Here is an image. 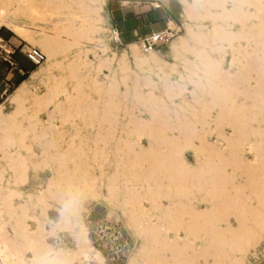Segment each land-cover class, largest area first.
<instances>
[{
	"label": "bare ground",
	"instance_id": "1",
	"mask_svg": "<svg viewBox=\"0 0 264 264\" xmlns=\"http://www.w3.org/2000/svg\"><path fill=\"white\" fill-rule=\"evenodd\" d=\"M32 1L40 3L39 0H0L1 26L20 38L27 28L18 22V18L21 12H34L30 6L26 9V4ZM106 3L107 0H57L60 9L69 8V13L73 15L54 21L53 30L63 36L67 32L66 37L71 40H58L55 38L58 34L38 28L29 42L25 41L27 45L39 46L48 59L32 71L29 81H23L12 95V100L19 103L17 112L24 110L27 103L34 106L30 115L32 122L27 129L20 130L18 125L12 123L4 112L3 104L0 105V178H11L4 174L6 163L18 174L16 178H22L21 172L26 163L20 149L27 145V140L40 139L45 146L50 139L62 134L60 126L52 122L53 113L48 112L47 119H44L39 116L38 108L52 103L56 109L62 102H73L76 113L69 111L63 116V124L70 122L72 117L82 119L88 127L95 126L97 117L101 119L100 125L111 124L121 108L129 107L126 104L122 106L123 102L115 96L117 69L131 74L135 72L134 68L139 71L149 67L155 73H162L160 80L164 92L156 94L153 88L149 95L142 94L144 92L139 88L137 78L134 84L137 90L133 99L134 111L138 109V112H148L149 117H139L132 109V119L128 122L138 136L142 133L149 137V145L125 141L126 151L116 158V162L122 166V174L128 182L131 179L142 181L143 178V181H147L146 195L153 204L156 205V199L161 197L168 198L170 202L161 205L160 223L147 220L146 224L141 223L140 233L146 242L140 249L141 256L132 257L127 264H162L161 254L170 244L164 230L169 229H183L187 241L200 238L206 241L202 247L193 249L191 260L182 259V264H246L249 249L259 243L261 233H264V56L257 55L261 44H264L260 35V32H264L262 1L235 0L229 8L227 0H184L185 15L188 18L185 31L170 42V53L184 62L185 68L189 67V54L198 60L205 59L209 75L207 78L205 76L206 82L193 83L191 89L187 88V76L176 67L170 68L155 48L145 53L142 44L134 42L130 47L133 61L130 60L129 51L124 50L120 57L112 51L109 29L100 26L104 21ZM250 5H254L256 10L245 9ZM202 9L209 10L208 16L212 20L210 28H204ZM253 18L258 23L249 25L248 22ZM230 19L241 23L238 31L230 30ZM252 26L255 28L253 56H244L245 63H241L239 72L233 74L224 66L223 45L216 42L222 39L232 42L243 37L247 28L250 34ZM196 42L208 44L211 51L198 50ZM5 45L6 41L0 37V47L4 48ZM74 45L76 49H72ZM231 47L234 48L233 45ZM89 54H93V58ZM250 58L255 61H250ZM105 68H108V74L104 73ZM174 72H178L179 77L172 79ZM39 76L47 86L44 93L32 89ZM213 77L220 78L219 81L224 82V85L215 82ZM52 80L55 85H52ZM87 91L98 93L100 100L95 102L93 99L90 102L91 99L85 101L76 96ZM58 96H62L59 102L56 101ZM226 127H230L232 132L227 133ZM30 134L35 136L30 137ZM72 140L75 141L74 138ZM105 141L106 138L100 136L95 142L105 144ZM61 142L65 143V140L61 139ZM95 148L93 161L106 157L102 146ZM187 149L194 153L195 163L186 159ZM246 152H253V159H247ZM65 157L74 160L78 167L65 178H48L44 186L42 184L45 181L37 183L39 188L28 193L29 207L45 211L50 204V196L57 202L64 192L62 189L54 192L52 185L58 188L69 179L90 178L89 172L94 167L83 150L62 152L61 166L66 161ZM32 158L33 161L37 160L36 156ZM110 178V195H116L119 193L114 183L117 176L112 175ZM239 178L246 180L243 183ZM151 180L155 184L149 183ZM12 184L8 181L3 186L6 189L4 203L9 207L12 206L11 195L20 193L11 187ZM143 186L141 184L140 187ZM130 190L132 196L127 193L122 196L125 203L131 206L126 212L131 219L140 218L145 214L140 204L147 197L138 191L136 185ZM230 217L238 222L237 228ZM2 218L0 212V264H30L31 260H28L30 258L26 256L18 239L30 238L32 248L36 237H29V227L21 228L14 221L9 222L13 229V234H10L8 224ZM50 221L47 216L40 220L39 243L45 239L48 232L45 225H50ZM82 224L87 247L95 253V258L101 264H106L92 243L88 229ZM185 250V247L179 248L176 253L181 255L186 253ZM210 256L213 261H210Z\"/></svg>",
	"mask_w": 264,
	"mask_h": 264
},
{
	"label": "rangeland",
	"instance_id": "2",
	"mask_svg": "<svg viewBox=\"0 0 264 264\" xmlns=\"http://www.w3.org/2000/svg\"><path fill=\"white\" fill-rule=\"evenodd\" d=\"M39 1L40 3L32 1L31 3L26 4V9H28L30 6V8H33L34 12H21V17L18 18V22L20 24H24L27 30L22 32V36L20 38L15 36V34H13L7 28L1 26L0 21V37L6 41L5 47H0V105L3 104L5 114L9 116L12 123H15V125L19 126L20 130L25 128L27 129L30 123L32 122L30 115L34 110V106L27 103L25 105L26 108H24V110L17 112L19 109V103L12 100V95L15 93V91L23 81H29L32 71L43 65L48 59L47 55L42 51L39 46L33 44L27 45L25 41L29 42L35 32L38 31V28H45L51 32H54L55 34H58V36H55V38L58 40H71L70 38L66 37L67 32H65V36H63L60 35V33H57V31L53 30L54 21L63 19L65 16L67 17L73 15V13H69L71 9H60L59 5L56 4L57 0ZM261 1L263 3L264 10V0ZM234 2L235 0H227V7L231 8ZM137 4L145 5L146 9L150 7L160 8L159 10L165 12L166 14L168 27L178 32L176 36L184 33L185 23L188 19L185 15L184 0H107V3L105 5L104 21L100 24V26L109 29L111 21L112 19H114L113 15L115 14L117 9L126 7L128 8L132 5L137 6ZM245 9L251 11L256 10L254 5L246 6ZM217 10H220V8H217ZM200 11L204 14V18L202 20L204 28H210V23L212 20L208 16L209 10L202 9ZM262 13L264 14V11H262ZM228 23H231L230 30L233 32L238 31V28H240L241 26V23L235 22L234 19H230ZM253 23H258L256 18H253L248 22L249 25H253ZM254 29L255 28H253L252 26L253 31H251L250 35L249 33H247V31L249 32L250 29L247 28L244 35H242L243 37L236 38L232 42L226 39L217 40L216 42V44L218 45H223L224 66L226 67V69H230L233 74L239 72L241 63H245L246 57L244 58V56H253L252 49H254L255 47V36L253 34V32H255ZM37 35L40 37L39 33H37ZM245 35L246 37H244ZM260 35L262 41H264V32H260ZM13 37L15 38L13 39ZM110 42L112 51L116 52V55L118 57L121 56L124 50L129 51L130 60L133 61L130 47L133 45L134 42L123 46H116L114 43H112L111 38ZM137 43L141 45V42ZM169 45L170 43L167 45H161L155 49L159 51L164 60L167 61L170 68L176 67V69H179L181 73L187 76V88L191 89L193 87V83L196 84V82L200 84L202 82H206L205 76L206 78L207 76H209L207 73V61L203 58L199 59V61L195 58L193 54H189L187 63L189 67L185 68V63L179 61L175 55H172L170 53ZM232 45L234 46V48H240H236L238 50L237 51L236 49L231 47ZM196 47L198 50L206 49L208 51H211L210 46L208 44H205L204 42H196ZM29 48H35L40 50L46 57L44 62L37 66L30 63L25 57V52ZM76 48V45L72 47V49ZM5 50L11 51V57H13V61L16 64L15 70L12 73H10L11 67L8 66L5 62V59H8V53L5 52ZM239 51L241 52L239 53ZM109 54L110 52L108 53V55ZM257 55L262 57L264 56V44H261V50L257 52ZM89 57L93 58V54H89ZM249 60L255 61V59L253 58H250ZM231 61L233 62L231 63ZM134 70L136 73L132 72L131 74L125 72L120 68H118L116 71L115 84L117 86V91L115 92V96L117 95V99L120 98L119 100L123 102L122 106L125 104L127 107L129 106L127 109L121 108L119 110V115L117 116V118H115L116 122L114 121L111 124L105 123L103 125H100L101 119L97 117V121L94 124L95 126L88 127L85 126V122L82 119L78 117H72L70 119V122H66L63 124V116L68 114L69 111L74 114L76 113L75 103L62 102L60 103V105H58V108L56 109L52 103H49L43 108H38L39 116L41 118L47 119V113L52 112L54 117L52 119V122L55 125L60 126V131H62V134L50 139L48 141V144L45 146L41 144V142L39 141L40 139L38 141H33L31 139L27 140V145L20 149L25 156L24 159L26 163L23 172H21L22 178H16L18 174L14 173L13 170L10 168L9 164L6 163L4 168L6 171H4V174L6 176H10L11 178H0V203L3 200V204L0 205V212L3 216L2 221L8 224L7 230L10 234H13V229L9 222L14 221L15 223L17 222V225L21 228H24L26 226L29 227L31 231V233H29V237H36V241L34 242L32 248L30 247V238L20 237L18 239L25 251L26 256L30 258L28 260H31L32 250L39 244L37 239L39 233L40 220L44 219L45 216L49 217L51 220L57 219V204L56 201L54 202V197L50 196V204L47 206V209L45 211H41L40 208L34 209L33 207L28 206V202L30 201L28 195L31 194L33 191H36L35 188H39V185L37 183H39L40 181H45L44 184H42V186H44L46 182L51 179L54 180L55 178L67 177V174L70 171L73 172L75 168L78 167L76 162L68 157H65L66 161L61 166V154L64 151L75 152L77 150H83L90 157L89 161L93 164L94 169L89 172L90 178H88V180L92 181L89 182L90 195L84 205V211L82 213V222L84 223L85 228L88 229L86 223L84 222L83 216L87 213L88 210H90L95 216L92 218H106L113 226H116L115 228H117V226H122L123 238H126L128 240L129 245V248H126L127 261L125 264H127L132 257L141 256V254L139 253L140 249L142 245L146 242V239L143 238V234L140 233L141 223L146 224L147 221L156 224L160 223L159 217L162 211L161 205H168L170 200L166 197H161L156 199V205L153 204L152 200L150 198L148 199L146 195L147 181H143V178L142 181L131 179L128 182L122 174V166L118 165L116 162V158L126 151L125 141H135L142 146L149 145V137L146 134L142 133L140 136H138L136 131L132 128V125L128 123L129 120L132 119L130 111H132V109L134 111L135 106V102H133L134 94L135 92H137V90L134 88V84H136L135 80H137L138 78V83L140 85L139 88L144 92L142 94L149 95L150 90H153V88H155L154 91L156 94L164 92V88L161 85L160 80V75H162V73H155V71L149 69V67L148 69L144 68V72L142 69L138 71L137 68H134ZM104 73H109L108 68L104 69ZM148 76L149 78H146ZM175 77H179L178 72H174L171 75L172 79H175ZM219 80L220 78H214L215 82H219L221 85H224V82H221ZM252 82L254 81L252 80ZM52 85H55L54 80H52ZM32 89L36 90L39 93L46 92L47 86L41 76L35 79ZM198 90H200V88H198ZM126 93L127 95L126 97H124ZM76 96L80 97L81 99H85V101H89L91 99L90 102H93V99H95V102L97 100H100L98 93L95 92L92 93L87 91L85 93L76 94ZM61 98L62 96L56 97V101L60 100ZM135 111L134 112L137 113L136 115H138L139 117H149L148 112H138V109H135ZM10 127L11 129H13V126ZM226 132L231 133V128L226 127ZM33 136H35V134H30V137ZM100 136H104L106 138L105 144H96L95 141ZM73 138L75 140L74 142L72 140ZM61 139L65 140V143H62ZM118 141L120 143H118ZM101 146L103 147V152L106 157H103L101 158V160L95 162L93 161V156L96 150L95 147ZM34 156L37 157L36 161H33L32 157ZM100 157L101 156L99 155L98 158L100 159ZM185 157L190 163H195L194 153L190 149H187L185 151ZM246 157L247 159L251 160L254 157V153L246 152ZM146 166L147 165L145 164V167ZM112 175L117 176V178L114 179V183L119 193L116 195H110V191L108 189V184H110V177ZM239 180L244 183L246 178H239ZM8 181H11L13 183L11 185L12 188L18 189L20 191V193H14L11 195L10 200L12 201V206L10 207L6 206L4 203L6 201V189H4L3 186L7 185ZM15 181H17V184H14ZM77 181H79V179L77 178H73L72 180L69 179L58 188L52 185V190L54 192L60 189L64 190V192L69 191ZM149 183L155 184V181L151 180ZM141 184H144V186L140 187ZM127 185H129L130 188H128ZM134 185L137 186V188L139 189L138 191L144 194L147 199H143L142 203L140 204L141 207L145 210L144 216H141L140 218L136 219H131L129 213L126 212L131 208V206L125 203L126 201L122 198V196H124V194L126 193L129 194V196H132V192L130 189ZM14 212L17 213L15 215H12ZM230 218L232 219L234 226L237 228L238 222L235 220L234 217ZM45 227L48 231L50 227L49 223H47ZM103 227L104 230H106L104 224ZM164 233H166L170 244L169 248L161 254L163 258L162 264H182V259L191 260L190 255L193 254V249H196L199 246L202 247L204 244H206V241H204L202 238L196 239L192 242L187 241L188 239L186 238V233L183 229H169L168 231L164 230ZM62 235L65 236L66 241L68 242L66 246L69 248L74 247L75 241L71 234L63 233ZM184 247L186 248V253L178 255L176 251L179 248ZM100 253L104 258L101 251ZM209 258L210 261H213L212 256H210ZM104 261L106 262V264H111L106 259ZM246 264H264V233H261L259 243L255 247L249 249L246 256Z\"/></svg>",
	"mask_w": 264,
	"mask_h": 264
},
{
	"label": "clouds",
	"instance_id": "3",
	"mask_svg": "<svg viewBox=\"0 0 264 264\" xmlns=\"http://www.w3.org/2000/svg\"><path fill=\"white\" fill-rule=\"evenodd\" d=\"M89 195V181L86 178L60 194L56 202L57 219L50 221L45 239L32 250L30 264H100L84 239L82 213ZM63 233L71 234L74 247L65 245Z\"/></svg>",
	"mask_w": 264,
	"mask_h": 264
},
{
	"label": "built area",
	"instance_id": "4",
	"mask_svg": "<svg viewBox=\"0 0 264 264\" xmlns=\"http://www.w3.org/2000/svg\"><path fill=\"white\" fill-rule=\"evenodd\" d=\"M177 34L178 32H176V30L167 26L165 31L150 34L139 42L142 44V50L147 53L153 48L169 44ZM109 36L112 39V43L120 46L124 45L121 39V29L115 21H111ZM25 57L35 66L41 64L45 60L44 54L35 48H29L25 52ZM5 62L11 68L15 66V62L12 58H6ZM83 217L93 244L102 252L104 258L111 264H125L127 261L126 248H129V245L128 240L123 238V227L117 226V228H115L116 226H113L106 218H92L95 216L90 210H88ZM103 224L105 225L106 230H104ZM63 240L65 245H67L68 242L66 241L65 236H63Z\"/></svg>",
	"mask_w": 264,
	"mask_h": 264
},
{
	"label": "crops",
	"instance_id": "5",
	"mask_svg": "<svg viewBox=\"0 0 264 264\" xmlns=\"http://www.w3.org/2000/svg\"><path fill=\"white\" fill-rule=\"evenodd\" d=\"M159 9L160 8L151 7L146 9L145 5L138 4L137 6L132 5L128 8L117 9L113 15L114 19H112V21L118 23L121 29L123 44L128 45L133 42H139L150 34L165 31L168 26V21L165 12ZM14 38L15 37H13V39ZM5 52L8 53V58L13 59L10 50H5ZM15 67L16 64L10 69V73L15 70Z\"/></svg>",
	"mask_w": 264,
	"mask_h": 264
}]
</instances>
